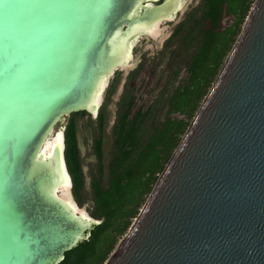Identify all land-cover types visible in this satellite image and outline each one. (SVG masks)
Listing matches in <instances>:
<instances>
[{
  "label": "water",
  "instance_id": "1",
  "mask_svg": "<svg viewBox=\"0 0 264 264\" xmlns=\"http://www.w3.org/2000/svg\"><path fill=\"white\" fill-rule=\"evenodd\" d=\"M174 2L0 0V264H60L101 224L55 191L73 188L61 123L98 117L129 38ZM106 264H264V0Z\"/></svg>",
  "mask_w": 264,
  "mask_h": 264
},
{
  "label": "trees",
  "instance_id": "2",
  "mask_svg": "<svg viewBox=\"0 0 264 264\" xmlns=\"http://www.w3.org/2000/svg\"><path fill=\"white\" fill-rule=\"evenodd\" d=\"M202 5V43L188 67L189 83L175 91L168 101V115L177 114L188 119L166 117L143 142L139 133L146 115L139 110L130 119L133 99L125 98L115 132L107 181L102 183L101 167L100 176L93 177L91 182L94 217L102 222L91 231L89 240L67 252L60 264H103L106 260L118 238L136 218L144 196L151 194L157 182L156 175L163 170L233 43L249 10L250 0H203ZM97 123L102 126V113ZM94 148L101 162L100 138H97ZM65 160L72 178L73 193L78 197L84 188V176L74 121L68 122L65 129Z\"/></svg>",
  "mask_w": 264,
  "mask_h": 264
},
{
  "label": "rangeland",
  "instance_id": "3",
  "mask_svg": "<svg viewBox=\"0 0 264 264\" xmlns=\"http://www.w3.org/2000/svg\"><path fill=\"white\" fill-rule=\"evenodd\" d=\"M202 1L188 0L173 20L162 23V32L157 39L142 38L140 42L134 45L132 50V65L122 72H116L108 82L103 96V104L99 111V114H103L102 126H99L97 123L98 117L93 120L87 114L71 115L62 121L61 127L66 126L70 121H74L76 125L77 141L84 176V188L78 197L74 195L73 190L71 192L78 208L85 210L90 217L96 219L93 213L94 202L91 192V182L93 177L98 178L100 176L99 168L101 167L102 183L104 184L107 181L108 166L113 156L115 132L121 110H123L122 106L125 103V98L126 100L128 99L127 97H132L133 99L130 119L139 110L142 114L146 115L139 133L143 142H145L147 137L156 128L160 127L166 117L177 120L188 119L177 114L168 115V101L175 91L183 89L189 83L188 67L192 57L202 43L200 30V19L203 11ZM254 3L255 0H250L249 10L244 16L233 43L224 56L217 74L211 79L209 87L200 99L193 115L188 120L185 131L179 136L177 145L171 151L163 170L156 175L157 181L214 85L243 30ZM97 138L101 139V162L98 160L94 148ZM149 196L150 194L144 196L143 203L139 206L136 218ZM136 218L132 219L130 226L118 238L113 250L103 264H106L110 259Z\"/></svg>",
  "mask_w": 264,
  "mask_h": 264
},
{
  "label": "bare ground",
  "instance_id": "4",
  "mask_svg": "<svg viewBox=\"0 0 264 264\" xmlns=\"http://www.w3.org/2000/svg\"><path fill=\"white\" fill-rule=\"evenodd\" d=\"M186 3V0H175L172 10L163 18L153 22L150 26L145 27L139 31H137L135 34H133L128 42H127V48H126V56L125 61L123 63V67L131 66L133 55L132 50L136 43H138L139 38L142 34L151 37L152 39H157L161 35V25L162 23H165L167 21L173 20L175 15L180 12L184 5ZM131 62V63H130ZM108 83V77H105V79L102 82L101 90L99 93L98 98V104L102 100L101 93L103 92L104 88L107 86ZM93 117H95V112L93 113ZM56 136H52L46 142L44 143L42 147V156L44 159L47 157H51L54 153H61L62 150V132L60 129H56ZM55 191L57 192V195L60 199L65 201L75 213H79V215L84 219H89L88 214L83 209H79L78 206L75 204L72 195H71V186L68 180L67 176H64L62 182L56 187Z\"/></svg>",
  "mask_w": 264,
  "mask_h": 264
},
{
  "label": "flooded vegetation",
  "instance_id": "5",
  "mask_svg": "<svg viewBox=\"0 0 264 264\" xmlns=\"http://www.w3.org/2000/svg\"><path fill=\"white\" fill-rule=\"evenodd\" d=\"M188 0H186V2H187Z\"/></svg>",
  "mask_w": 264,
  "mask_h": 264
}]
</instances>
